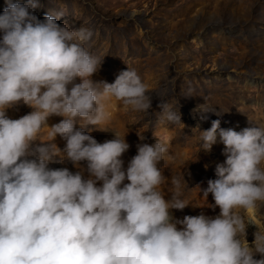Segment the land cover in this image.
Masks as SVG:
<instances>
[{
	"label": "clouds",
	"instance_id": "clouds-1",
	"mask_svg": "<svg viewBox=\"0 0 264 264\" xmlns=\"http://www.w3.org/2000/svg\"><path fill=\"white\" fill-rule=\"evenodd\" d=\"M41 6L40 0H8L0 14V264H264V228L236 211L264 203V129L225 130L213 120L201 132L200 148L211 150L218 129L225 146L218 178L203 190L220 214L175 219L169 210L188 202L181 199L184 178L171 176L169 182L158 167L168 152L165 142L138 145L124 170V136L98 143L82 131L106 122L102 101L109 98L148 111L146 85L129 68L114 82L94 81L101 59L84 46L93 31L70 30L51 14L40 20L30 9ZM20 102L33 111L8 118L6 109ZM159 106L163 120L181 122L166 103ZM52 115L64 119L49 127V140L57 134L66 140V159L86 161L88 179L80 171L48 167L59 155L55 143L33 146ZM248 223L257 226L253 247L244 238Z\"/></svg>",
	"mask_w": 264,
	"mask_h": 264
},
{
	"label": "rangeland",
	"instance_id": "rangeland-1",
	"mask_svg": "<svg viewBox=\"0 0 264 264\" xmlns=\"http://www.w3.org/2000/svg\"><path fill=\"white\" fill-rule=\"evenodd\" d=\"M40 4L30 9L38 19L51 14L70 30L84 27L93 31L84 46L101 59L94 81L111 83L121 71L134 69L152 97V107L146 112L132 111L114 97L103 100L106 122L84 126L82 131L98 143L115 138L116 133L124 136L129 144L120 157L124 170L137 154L138 145L153 144L159 138L168 145V152L158 167L169 182L171 176L185 181L181 199L188 205L182 210L170 209V214L175 219L219 215L212 194L206 199L203 190L210 179L218 178L216 167L226 160L225 146L218 129L211 150L200 148L201 132L209 129L213 120H219L220 129L225 130L264 129V0H40ZM7 6L8 0H0V14ZM59 13L63 15L55 16ZM75 82L79 83V78ZM160 102L179 115L181 122L163 120ZM31 111L20 102L7 108L6 115L19 119ZM62 119L48 117L33 146L55 143L59 155L48 167L67 168L73 174L80 171L88 179L86 161L77 165L66 159V140L59 134L49 140V127ZM83 123L78 120L75 127L81 129ZM101 184L97 181V186ZM169 187L170 183L161 186L166 200L171 198ZM236 211L246 222L250 217L264 228V203ZM256 231L255 224L246 225L244 238L250 247ZM254 258L260 259V254Z\"/></svg>",
	"mask_w": 264,
	"mask_h": 264
}]
</instances>
